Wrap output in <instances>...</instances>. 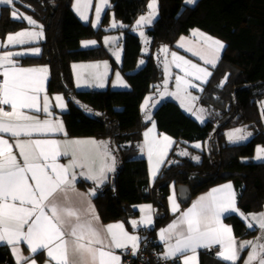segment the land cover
<instances>
[{
	"label": "trees",
	"instance_id": "16d2710c",
	"mask_svg": "<svg viewBox=\"0 0 264 264\" xmlns=\"http://www.w3.org/2000/svg\"><path fill=\"white\" fill-rule=\"evenodd\" d=\"M73 1L14 0V5H3L0 40L32 25L26 19H13L11 13L15 10L24 12L44 28L41 52L20 56L19 63L47 64L48 91L62 93L69 105L67 111L60 113L67 135L97 137L107 142L114 155L112 180L94 195L102 219L126 220L137 212L135 205L152 202L157 207L156 223L142 241L148 237L156 240L157 229L173 218L167 200L171 183L189 185L193 199L230 180L238 193L237 205L246 217L264 210V161L252 159L257 145L264 144V0H197L195 5H188L185 0H158V18L147 26L151 40L147 53L142 50L141 37L132 28L146 12L150 0H110L98 28L77 15ZM112 15L124 23L123 27L108 29ZM194 28L226 44L199 96L198 106L204 109L206 122L201 124L173 99L162 102L151 119H145L142 102L148 94H155L166 75L160 49L174 46L179 37ZM117 31L125 32L124 56L119 67L130 88L77 89L74 62L109 58L113 65L117 64L104 44V36ZM92 37L102 44L81 48L82 40ZM153 122L175 140L168 160L154 180L141 150L144 131ZM241 125H247L253 137L245 143L231 144L226 129ZM195 143H200V147H195ZM182 152L188 155H181ZM243 158L250 159L243 162ZM224 172L230 174L224 176ZM79 184L88 185L85 181ZM226 221L239 239L252 238L259 232L255 225L249 228L238 214L227 216ZM157 248L160 250L159 243ZM247 252L245 249L235 264H245ZM35 257L46 261L42 253ZM0 264H17L6 245H0ZM201 264L231 262L207 251L202 254Z\"/></svg>",
	"mask_w": 264,
	"mask_h": 264
},
{
	"label": "snow or ice",
	"instance_id": "6c2138e0",
	"mask_svg": "<svg viewBox=\"0 0 264 264\" xmlns=\"http://www.w3.org/2000/svg\"><path fill=\"white\" fill-rule=\"evenodd\" d=\"M0 3L11 5L13 0H0ZM91 3L92 0H76L74 8L84 20L88 17L84 11H81L80 5L87 8ZM107 3L108 0H100L97 4V20L94 26L99 21L101 6ZM157 3L158 0H150L148 5L150 11L148 15L141 16L136 21L137 26L153 22L158 14ZM185 3L194 4L195 0H185ZM11 15L13 19H26L29 24H36L31 17L18 16L16 11H13ZM116 26V22L113 21L112 27ZM197 34L203 38V48L207 55L200 51L194 54L200 56L206 64L215 67L220 52L225 48L224 43L194 30L193 35ZM42 35V31H20L14 35L9 34L7 43L24 44L27 40L39 38ZM108 39L110 38H106V41ZM83 43L88 46L96 42ZM4 46L0 44V47ZM31 51L38 53L40 49H31ZM14 55H21V53H0V243L12 247L17 264L21 262L36 264L34 259L24 256L20 251L21 242L28 246L32 254L45 250L50 258L49 264L51 262L54 264H120L121 257L115 254V250L127 249L131 245L132 253L135 255L139 248V237L130 235L123 223L99 225V216L94 206L88 201V197L95 195V189L84 194L77 192L75 188L77 174L74 169L76 168L87 169V173L81 172L80 175H86L97 184L104 183L107 179L106 173L114 171L115 158L111 155L107 142L91 139L64 141L32 139L34 134L47 135L63 132V123L60 120L53 121L48 118L41 120L38 116L29 114L34 111L43 112L47 117L52 115L49 110V97L46 94L48 70L46 67H20L12 59ZM172 57L176 67L182 68L185 76H195L198 80L211 76V72L206 67L193 64L183 57H178L176 53H172ZM73 67H96V65H74ZM117 76H119L118 73ZM175 79L178 88L181 87L182 81L185 85L191 83L179 75ZM42 93H44L43 97H41ZM55 100L59 107H65L61 96L57 95ZM6 107L10 110L6 111ZM144 107L146 105L142 106ZM145 119H151L150 115L146 114ZM152 131L153 129L150 128L144 133L150 163L154 150L163 144L164 154H166L168 146L172 143L171 138L167 136H163L161 140L154 138L149 141L148 136ZM241 132H243L242 129H236L229 133V140L242 141L251 135L250 133L237 134ZM4 134L13 138L11 143L5 139ZM21 137H27V139ZM195 147L199 148L200 145L197 144ZM69 155L71 159L68 164L58 162L61 157ZM181 155H188V153L182 152ZM262 157H264V148H258L257 158ZM194 159L198 160L199 157ZM162 163V159L157 161L156 168L152 171L153 177ZM170 200L172 211H178L179 206L175 203L174 197H170ZM145 208L151 211V205L142 206V211ZM232 213H238L244 219H248L236 207V194L230 183L213 188L209 193L199 197L187 211L181 213L177 221L170 224L168 228L161 229L160 239L165 241L167 248L163 258L180 255L183 256V264H190L194 257L186 253H195L198 248L210 249L218 245L221 250L217 253V258L235 264L239 259L240 250L245 246H251L253 251L249 253L245 264H253L254 260L258 261V264H264V244L245 241L238 245L232 235V229L223 224L222 217ZM251 219L264 230V213L253 214ZM130 223L134 227L139 224L151 225L152 220L149 216ZM178 225L182 226L179 230H177ZM248 227H253V224L249 223ZM173 237L176 240L175 244L168 243Z\"/></svg>",
	"mask_w": 264,
	"mask_h": 264
},
{
	"label": "crops",
	"instance_id": "0c3cea01",
	"mask_svg": "<svg viewBox=\"0 0 264 264\" xmlns=\"http://www.w3.org/2000/svg\"><path fill=\"white\" fill-rule=\"evenodd\" d=\"M99 2H100V0H92L91 5L89 7H87V8H84L83 5H81L82 6L81 11H84L85 14L87 15V17H88L87 20H84V19L81 18L80 14L74 8V5H73V9L77 13V15L84 22H92V20H93L92 17H93L94 14H96V6H97V4H99ZM13 3H14V1H13ZM109 3H110V0H108V3H107L106 6H108ZM3 5H5V4L4 3H0V9H1V7ZM188 5H190V4H188ZM106 6H105V8H106ZM105 10H104V12H105ZM17 14H18V16H25L24 12L17 11ZM101 16H102V13L100 14V18H101ZM42 29L44 30V28L41 25L35 24V25H31L30 27H27V28H24V29H21V30H18L16 32H12V33H9V34L14 35L15 33L20 32V31H35V32L42 31L43 32ZM194 30H198L199 33H204L206 36H210V37H212L214 39L220 40L219 38L209 34L208 32H206V31H204L202 29L194 28L190 33L184 34L181 37H179V39L176 41L175 45L174 46H169L165 52H163L165 50L164 49L165 46L162 47L163 50L160 49V53H161V56H162L161 59H162V62L164 64L165 70L167 68H170V69L172 68V71H173L172 75H174V77H171V80H172L171 83L169 82V86H171L172 92H170V94L167 96V98L177 101L184 109L186 108L185 106H187L191 110H192V108H195V106L199 105L198 104L199 96H200V94H201V92L203 90L204 85L211 78L212 73H213V69L212 68H214L213 66H211L209 64H206L205 61L200 58V56L194 54V53L200 51L203 54L207 55V53L204 52V48H203V38L200 37L198 34L197 35H193ZM44 36H45V34L43 32L42 37L33 38V39H30V40H27L26 43H24V44H8L7 43V37H6L4 40H0V44L5 45L4 47H0V53H4V52L21 53V55H14L12 57V59L15 60L17 62V65L20 66V67H24V68H42V67H46L47 68L48 72H47V81H46V94L49 97V104H50V109L49 110H50L52 115L50 117H47L43 112L36 113L34 111L30 112L29 114L38 116V118L41 119V120H43L45 118H48V119H52L53 121L60 120L63 123V120H62V118L60 116L61 107L58 106V102L55 100V97L57 95H59V93H50L48 91V80H49V68H48V65L47 64H41V65H37V66L23 65V64L19 63V59H18L20 56L39 54L41 52V46L39 44H40V42H42L44 40ZM182 37L184 38L183 40L181 39ZM220 41H222V40H220ZM223 43L226 46L225 42H223ZM181 45H183V46H181ZM36 48L40 49V51L38 53H34V52L31 51V49H36ZM189 49H191V51H189ZM223 50L219 54V60L221 58V54H222ZM172 53H176L178 57H183L185 60L191 61L193 64H197V65H199L201 67H206L208 69V71L211 72V76H208L205 79H200V80L196 79L195 76H185V73L182 70V68H177L176 67V62H173ZM219 60L217 61L216 65L219 63ZM177 62H180V61H177ZM180 63H182V62H180ZM178 75L181 76L185 80H189L191 83L188 84V85H185L183 83V81H182L181 82V87L178 88L177 87V82H176V79H175L176 76H178ZM75 82H76V79H75ZM43 95H44V93L41 94V97H43ZM193 97H196V99H192ZM42 103H43V101L41 99V104ZM7 109L10 110V108L6 107L5 110L7 111ZM153 124H154V127H153ZM150 128L153 129V131L151 133H149V136H148V140L149 141H152L154 138L156 140H161L163 136L170 137L171 140H172V143L167 148L166 154H164L163 144H161L158 147V149L154 150L153 157H152V162L150 163L149 162V158H148V153H147V147H146V144H145V136L143 134V145H142V148L144 150L142 151V155L147 158L150 177H151L152 180H154L156 178V176L159 174V172H160L161 168L163 167V165L165 164V162L168 160L170 152H171V150H172V148H173V146L175 144V140L173 139V137L170 134H168L166 132H163V131H160L158 126H157V124L155 122L151 123L145 129L144 133L147 132L148 129H150ZM63 129H64L63 132H58V133H54V134H47V135L34 134L32 139H56V140H60V141H64V140H89V139H91V140H96V141H102V140H100L97 137H70L66 133L64 124H63ZM4 136H5V139H8L10 143L12 142V139H13L12 137H10L8 134H4ZM21 138L22 139H27V137H21ZM84 147H88V146H84ZM14 151L18 152V150H15V149H14ZM111 155L114 157V155L112 153H111ZM70 159H71V156L69 155V156L61 157L58 162L61 163V164H68ZM160 159L163 160V163L159 165L158 171H156V175L153 177L152 176V171L156 168L157 161L160 160ZM98 166H99V161L97 162V167ZM115 166L116 165H114V170H115ZM74 171L77 174V178H76V181H75V188H76L77 192L84 193V194L89 193L93 189H95V193H96L99 188H101V187H103V186H105V185H107L108 183L111 182L112 176L114 174V171L107 172L106 173L107 179L105 180V182L102 183V184H97L93 180L88 179L86 175H80L81 172L87 173V169L76 168V169H74ZM81 181H85L86 183H88V185L87 186L80 185L79 183ZM89 182H90V185H89ZM229 183L232 185V190L236 194V207L239 209V212L242 213L240 208L237 205L238 193L236 191V188L234 187L233 182L230 181V180L223 181V182H221L219 184H216V185L212 186L211 188H209L208 190H206L203 193H201L200 195H198L197 197H195L193 199L191 198L189 200L190 202H189L188 205H184L185 203H183L181 201L180 192L178 190V186L175 183H171L170 184V192H169L167 200H168L169 211L173 215V218L166 225L161 226L156 231V240L158 241V243L160 245V254L162 256H163V253L167 251V248H166V245H165V241H162L160 239V231H161V229H166L174 221H177L178 218L181 216V213L187 211V209H189L192 206V204L195 201L198 200L199 197L204 196L205 194L209 193L213 188H218V187H220L222 185L229 184ZM170 197H174L175 203L179 206L178 211H176V212L172 211V202L170 200ZM76 199L79 200L80 198H76ZM88 201L91 203V205L94 206L95 212L99 216V225L106 226L108 224L123 223L125 230L130 235H136V236L139 237V248H138V250H137L135 255L132 253L131 245H129L127 249H116L115 250V254L119 255L121 257L120 264H134L133 262H131V260L129 258L130 257H134V256L137 255V253L139 252V250H140V248H141V246L143 244L142 240H143L144 236L146 235V232H148V230L150 228L155 226L156 217H157V207L155 206V204L152 203V202H144V203L137 204V205L134 206V209L137 212L136 213L135 212L131 213L129 215L128 219H126V220L125 219H118V220H113V221L106 222V221H104L102 219V217H101V215H100V213L98 211V208H97V206L95 204V201H94V195L88 197ZM147 205H151V211L149 212L146 208L142 211V206H147ZM232 214H238V213H232ZM229 215H231V214H229ZM229 215H226L225 217H222V221H223V224L229 226L232 229V235L234 236L235 240L237 241V244L239 245V243H241L243 241L235 236V233H234L232 225L229 224L226 221V217L229 216ZM238 215L240 217H242L240 214H238ZM243 215L246 216L244 213H243ZM149 216L151 217V220H152V224L151 225L139 224L138 226L134 227L130 223L133 220L140 221L142 219V217L147 218ZM244 220H246L247 224L251 223L248 219H244ZM180 227H182V226L178 225V229L177 230H179ZM175 242H176L175 237H173L172 240L168 241V243H170V244H175ZM0 245H6V246H8L10 248L12 256H13L14 260L17 263L16 257L14 256L13 251H12V247L10 245L4 244V243H0ZM19 249L23 253L24 256L31 257V259H34L36 264H49V262H50V258L47 256V253H46L45 250H41V251H38L35 254H32V253H30V250H29L28 246L24 242L20 243ZM245 249L246 248L244 247L242 250H240L239 259L237 261H239L242 258V255H243V252H244ZM208 250H209V248H198L195 253H193V252L186 253V255L194 257V259L190 261V264H201L202 254L207 252ZM39 253H42L44 255V257L46 258V261H40L39 258L35 257ZM249 253H250V251L248 250V252L246 254V257H245V261L248 259ZM168 259L175 260L176 264H183V256L178 255L177 257H172V258H168ZM21 264H23V262H21ZM51 264H54V262H51ZM253 264H258V262L257 261H253Z\"/></svg>",
	"mask_w": 264,
	"mask_h": 264
},
{
	"label": "rangeland",
	"instance_id": "374dc122",
	"mask_svg": "<svg viewBox=\"0 0 264 264\" xmlns=\"http://www.w3.org/2000/svg\"><path fill=\"white\" fill-rule=\"evenodd\" d=\"M14 1V0H13ZM197 2V0H195V3ZM150 3V2H149ZM148 3V5H149ZM194 4H190V5H195ZM76 4V0L73 1V5ZM8 5V4H5ZM11 5H14L11 4ZM110 5V3L108 4V6L103 5L101 6L102 9V15L105 13L104 10L106 8H108ZM106 6V8H105ZM159 7V1L157 3V8ZM80 8L82 9V6L80 5ZM106 11V10H105ZM150 9L149 7H147V10L145 13H142L140 15L141 16H146L148 15ZM17 12V11H16ZM100 13V14H101ZM159 15V8H158V14L156 15V17L154 18L153 22L151 24H141L140 26H137L136 21L139 20V18L136 19L134 26L132 28V32L138 36L141 37V41H142V50L147 53L150 50V37L147 35V26H150L154 23V21L158 18ZM102 17V16H101ZM92 25L94 26V22H96L97 17L96 14L93 15L92 17ZM101 19L99 17V21L97 23H95V28L99 27L100 23H101ZM113 21L116 22V27H112ZM123 22L121 21H116L114 15H112V19L110 21L109 27L108 29H113V28H117L119 25L121 27H123ZM43 30V29H42ZM44 32V30H43ZM141 33H143V35H141ZM106 38H110L106 41ZM125 39V32L124 31H120V32H111V33H107L104 36V44L106 46H108L110 48L111 53L113 54L115 61L117 62L116 65H113V63L111 62V60L109 58H102V59H98V60H90V61H77L73 63V66H81V65H96V67H73V73H74V77L76 79L75 82V86L77 89H91V88H95V89H128L130 88V83L127 80V78L125 77V75L123 74V72L121 71L120 67L121 63L123 61V56H124V46H123V41ZM85 41H95V44H91L88 46H85L83 42ZM101 43L100 40H98L97 38H86L83 39L81 42V48H93L95 46H99ZM169 46L166 45L164 47V49L167 50ZM163 50V48H161ZM166 50H164L163 52H165ZM166 75H165V79L162 82V85L158 88V90L154 93H150L148 94L141 105L145 106L144 108H142V111L144 113V115H150V117L153 116L154 110L164 101H166L168 98L167 96L170 94V92H172L171 86H169V82L171 83V77H174V75H172V68H167L166 70ZM117 73L119 74V76H117ZM79 84V86H78ZM103 85L102 87L100 85ZM168 84V85H167ZM59 96H61L63 98V104L65 105L64 108H61V112L67 111L69 109V105L67 103L66 98L64 97V95L62 93H59ZM185 111L188 112L190 108H188L187 106H185ZM63 109V110H62ZM188 113H190L192 116H194L201 124H204L206 122V115L204 112V109L200 106H195V108H192L191 111H189ZM236 129H242L243 132L241 133H237L238 135H244L247 133H250L251 135L247 136V139L242 140V141H230L229 140V136L228 134L233 132ZM253 137V132L252 130L247 126V125H241V126H235V127H231L226 129V138L227 141L230 142L231 144H240V143H245L247 141H249L251 138ZM201 145L200 143H195V145ZM258 148H264V144H259L256 147V151L254 156L252 157L253 160L255 161H264V157L262 158H257V150ZM250 158H243L242 161L243 162H247L249 161ZM260 213H264V210L260 211V212H254V213H250L249 215H247L248 220L253 223L256 227L259 228V232L256 236L252 237V238H248V239H241L243 242L245 241H253L254 243L258 242L260 244H264V230L260 229V227L258 226V224H256V222L254 220L251 219L253 214H260ZM259 238V240H258ZM246 249H248L250 252L253 251L251 246H245ZM255 261V260H254ZM258 262V261H257Z\"/></svg>",
	"mask_w": 264,
	"mask_h": 264
},
{
	"label": "built area",
	"instance_id": "2783aa9c",
	"mask_svg": "<svg viewBox=\"0 0 264 264\" xmlns=\"http://www.w3.org/2000/svg\"><path fill=\"white\" fill-rule=\"evenodd\" d=\"M157 245V240L153 237H148L144 240L137 255L130 257L129 259L134 264H175V260L163 258L160 254V250L157 248ZM219 251L220 246H213L208 250L211 254H216Z\"/></svg>",
	"mask_w": 264,
	"mask_h": 264
},
{
	"label": "water",
	"instance_id": "95a60500",
	"mask_svg": "<svg viewBox=\"0 0 264 264\" xmlns=\"http://www.w3.org/2000/svg\"><path fill=\"white\" fill-rule=\"evenodd\" d=\"M229 174H230L229 172L223 173L224 176H228ZM178 190L180 192V198L183 203L188 202L192 198V192L189 185L179 184Z\"/></svg>",
	"mask_w": 264,
	"mask_h": 264
}]
</instances>
